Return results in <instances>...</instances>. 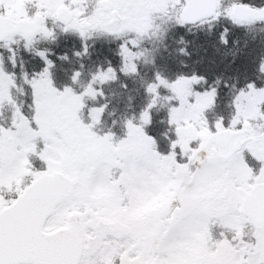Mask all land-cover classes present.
<instances>
[{
    "label": "snow or ice",
    "instance_id": "obj_1",
    "mask_svg": "<svg viewBox=\"0 0 264 264\" xmlns=\"http://www.w3.org/2000/svg\"><path fill=\"white\" fill-rule=\"evenodd\" d=\"M0 264H264V0H0Z\"/></svg>",
    "mask_w": 264,
    "mask_h": 264
},
{
    "label": "trees",
    "instance_id": "obj_2",
    "mask_svg": "<svg viewBox=\"0 0 264 264\" xmlns=\"http://www.w3.org/2000/svg\"><path fill=\"white\" fill-rule=\"evenodd\" d=\"M158 24H161L160 20H157ZM57 31H61L60 26H56ZM95 40V38H93ZM93 40H89L88 43L92 45V48H90V51L93 52V56L95 57L96 53L101 51L103 49L105 51V55L108 56V58H112V54L107 52V49L109 47L115 48V44L109 45L102 40H95V43H93ZM159 44V34L156 39L152 41L151 44H148V47H152L154 45ZM51 47L52 51L55 53V55L51 56L53 60H56L57 56L63 55L67 53L70 57V60H72L73 63H75V58L72 57V52L73 51H79L81 49V41L80 38L76 35H71V36H65L62 35L60 39L58 40L57 44L53 45H41V47ZM23 55V58L26 62V67L31 68L32 65L38 60V58L33 59V57L25 52L21 53ZM149 60H151V57H149ZM86 67H87V61ZM57 73L56 76L54 77L56 84L58 87L62 86L64 83H67V77L66 73L61 70L63 69H70L72 67L71 63L68 62H61L57 60ZM144 69L146 72H150L151 69V63H146L144 65ZM84 83L85 81H81ZM133 87H139V81L137 82L136 85H133L129 83V89L131 90ZM124 90L121 89L118 85H111L108 89H106V94L109 96V99L111 100V107L115 109V114L112 116H106V122L108 124H111L112 120L114 119H122L123 116L125 115H130V109L128 108L129 101L127 99V96L130 94L133 99L131 101V106L132 108L138 107L139 104L143 102V95H137L136 92L134 91H129L125 95L121 96L120 93H122Z\"/></svg>",
    "mask_w": 264,
    "mask_h": 264
},
{
    "label": "rangeland",
    "instance_id": "obj_3",
    "mask_svg": "<svg viewBox=\"0 0 264 264\" xmlns=\"http://www.w3.org/2000/svg\"><path fill=\"white\" fill-rule=\"evenodd\" d=\"M91 2H92V0H90V3H91ZM156 23L158 24V21H156ZM158 25H160V24H158ZM60 29H61V27H60ZM61 31H62V29H61ZM68 36H71V35H68ZM157 37H158V34H157L156 36L153 37V40L156 39ZM149 134H150V132H149Z\"/></svg>",
    "mask_w": 264,
    "mask_h": 264
}]
</instances>
